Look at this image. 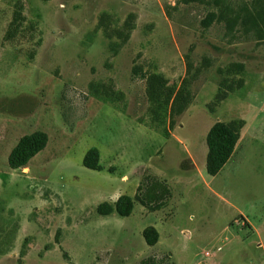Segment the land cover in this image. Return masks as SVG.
I'll return each instance as SVG.
<instances>
[{
	"label": "rangeland",
	"instance_id": "1",
	"mask_svg": "<svg viewBox=\"0 0 264 264\" xmlns=\"http://www.w3.org/2000/svg\"><path fill=\"white\" fill-rule=\"evenodd\" d=\"M159 79L192 99L173 122ZM217 123L242 129L210 177ZM145 174L164 208L96 213ZM0 264H264V0H0Z\"/></svg>",
	"mask_w": 264,
	"mask_h": 264
},
{
	"label": "trees",
	"instance_id": "2",
	"mask_svg": "<svg viewBox=\"0 0 264 264\" xmlns=\"http://www.w3.org/2000/svg\"><path fill=\"white\" fill-rule=\"evenodd\" d=\"M158 88L167 94L166 104L170 105L169 119L173 122L174 116L181 115L191 103V97L184 87L176 93L170 88H165V83L159 79ZM173 96V98H172ZM241 124L217 123L211 127L206 137L207 155L205 160L206 172L210 177H215L230 160L240 137ZM48 144V137L43 132H36L22 137L11 150L7 163L12 171H19ZM82 166L90 171L100 172L99 153L96 148L89 149L82 160ZM172 199V192L166 181L160 180L151 174H145L137 189L134 199L120 196L113 206L103 203L97 207L96 213L106 217L115 213L120 218H128L133 210L134 202L149 212H157L164 208ZM142 238L148 247H153L158 242V232L153 227H148L142 232Z\"/></svg>",
	"mask_w": 264,
	"mask_h": 264
}]
</instances>
